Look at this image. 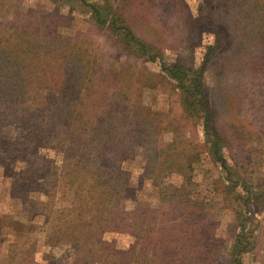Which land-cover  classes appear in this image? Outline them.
<instances>
[{
    "label": "rangeland",
    "instance_id": "obj_1",
    "mask_svg": "<svg viewBox=\"0 0 264 264\" xmlns=\"http://www.w3.org/2000/svg\"><path fill=\"white\" fill-rule=\"evenodd\" d=\"M86 1L97 9L120 2ZM165 1L137 0L128 16V25L141 40L165 48L161 58L146 61L126 52L111 31L97 30L81 0H0L1 34L13 22L15 11L38 20L45 13L56 14L53 27L69 38L70 50L78 48L91 60L88 69H110L123 80L117 79V85L108 76L74 91L62 117L56 112L64 110L59 89L46 95L47 117L35 121L24 112L10 115L0 103V264H114L109 253L99 250L107 245L119 254L132 252L130 257L139 260L148 249L136 246V233L142 230L132 228V219L136 215L152 223L163 220L158 212L160 192L174 186L182 188L174 205L178 203L176 209L186 211L187 217L176 213L169 220L183 219L176 225L183 228L182 233L189 231L183 243L187 249L200 239L206 247L214 245L217 264H228L238 230L235 209L239 202L231 195L237 192L256 200L248 216L254 219L249 233L252 246L242 261L264 264V46L245 43L248 28L234 24H240L239 14L234 20L229 16L226 47L205 73L212 122L225 141L224 158L234 171L229 181L205 148L202 121L184 115L180 96L161 69L163 61L168 64L184 56H192L200 66L214 37L207 32L198 37L197 29L208 26L213 14L202 0H183L193 18L188 29L182 14L172 12ZM222 8L218 9L221 14ZM194 19L203 20V26ZM77 100L81 102L75 106ZM87 101L94 102L91 113L104 110L123 122L141 111L147 123L142 128L145 137L138 138L136 146L120 140L110 154L99 158L94 134L86 135L82 127L90 117L85 112ZM74 110L81 115V124L69 118ZM178 154L185 171L158 174L159 164ZM98 167L108 175L107 181L100 180L113 189L118 209L109 225L97 217V199L91 195H100L91 190ZM183 200L187 203L182 204ZM122 213L129 217L125 224L120 221ZM63 231L71 236L62 238Z\"/></svg>",
    "mask_w": 264,
    "mask_h": 264
},
{
    "label": "trees",
    "instance_id": "obj_2",
    "mask_svg": "<svg viewBox=\"0 0 264 264\" xmlns=\"http://www.w3.org/2000/svg\"><path fill=\"white\" fill-rule=\"evenodd\" d=\"M81 1L82 5L88 6V15L91 21L94 22L95 28L99 31H111L112 36L126 52H131L132 55L146 61H156L158 57L161 58L165 48L158 47L157 43L152 45L141 40L128 25V16L137 6V0H120L115 7L106 4L101 9H97L92 4L88 5L86 0ZM202 1L208 8V12L213 14V21L210 20L208 27L202 25L203 20L194 19L196 25L203 26L197 29L198 37L207 32L213 35L214 41L206 47L200 66L195 65L192 56L190 58L184 56V58L168 64L163 61L161 69L165 78L174 82L171 81V84L180 96V104L184 115L187 118H197L202 121L205 148L213 162L225 170L230 181L232 180L231 177L234 176V171L224 158L222 148L225 141L212 122L211 104L205 87V73L209 65L226 47V38L230 27L226 25L225 21L231 20L229 16L234 20L239 14L240 24L233 21L234 24L241 29L248 28L247 33L249 34L244 37L245 43H249L251 46H264V0ZM165 2L170 4L172 12L179 11L182 14L183 21L187 23V28L190 29L192 25L189 22L193 18L188 7L184 6L183 0H167ZM221 8L222 14L218 10ZM222 15H225V19L221 17ZM47 16V20H43ZM12 18L13 22L10 23L6 32L0 33V103L6 105L10 115L24 112L29 114L32 121L47 117L43 109V105L48 99L46 95L54 89H59L63 92L62 98L64 97V99L60 105L64 110L56 112L61 113L62 117L65 108L70 105L69 97L72 96L71 94L74 91L79 92L85 86H94L100 78L104 79L108 76L114 78L117 85L119 84L117 79H120L121 83L123 82L121 74L110 69L97 67L88 69L91 60L85 58L84 53H81L78 48L70 50L69 38L60 34L53 27L57 20L56 14L45 13L38 20L37 18L28 19L21 11H15ZM110 84L111 81L108 85ZM80 102L81 100H77L73 104ZM87 102L89 106L85 108V112L90 117L83 120L82 127H84L86 135L94 134L95 151L98 152L99 158L110 154L112 149L115 148V144L119 145L121 141H129L130 145L136 146L140 143L138 138L145 137L142 128L147 123L144 121L146 119V117L144 118L145 115L140 117L141 111L127 116L129 121L123 122V118L115 119V116L110 113L106 115L104 110L97 109L94 113H91L88 110L93 108L94 102ZM78 114V110L70 111L69 118L71 120L75 119L77 124H81V115ZM97 114H100V116H97ZM137 117L138 120L136 121ZM56 124L55 122L53 126H56ZM70 125L71 123L68 121L66 126ZM124 156H126V153ZM94 162H99V160L95 159ZM159 165L158 174L163 172L166 174L183 173L185 171L183 163L180 162V154L178 156L170 155L168 159L162 161ZM94 173L96 180L93 182L91 190L100 193L99 196L91 194L93 198L97 199L94 204L97 208V217L107 225L113 224L114 219L112 217L116 215L115 211L118 210L114 202V191L107 182L100 180L105 179L107 181L108 178L107 173L101 171V167L95 169ZM189 179L187 177L185 181ZM235 186L237 188L238 184L234 183L233 188ZM172 188L171 191L167 190L169 188H163L160 192L161 204L158 212L163 220L158 221V219H155V223H152L136 215L132 219L134 220L131 224L132 228L142 230V233H136V246L140 245L143 251L146 248L148 249L143 258L139 260L132 259L130 257L132 252L119 254L110 245L105 248L100 247L99 250L109 253L110 257H113L111 260L113 263L115 262L114 264H217L214 245H207L206 247L200 239L195 242L196 245L190 246L188 249L184 246L183 243L189 231L185 230L182 233L181 229L183 228L178 227L176 222L182 221L187 217V214L186 211L180 213L181 211L176 209L178 203L174 205V200L180 198L181 192L179 191L182 188L175 186ZM173 190L174 192H172ZM231 196H234V201L239 202L235 209V213L237 212L236 230H238L229 253L228 264H243L244 254L249 252L252 246L249 233L252 230L251 225L254 224V219L248 217L251 212L249 207L257 201L253 198L250 200L249 196L242 198L237 192ZM82 201L83 198L80 199V203ZM183 202L182 204L187 203L186 200H183ZM85 206L87 205L85 204ZM176 213H180L183 219L179 217L177 219L171 218L173 221L169 220V216ZM128 218L122 213L120 221L125 224ZM166 222H169L170 225L165 228ZM65 233L63 231L59 235H62V238L71 236Z\"/></svg>",
    "mask_w": 264,
    "mask_h": 264
}]
</instances>
